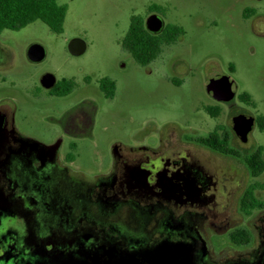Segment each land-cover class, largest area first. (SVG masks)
Here are the masks:
<instances>
[{
  "label": "flooded vegetation",
  "instance_id": "af4514ba",
  "mask_svg": "<svg viewBox=\"0 0 264 264\" xmlns=\"http://www.w3.org/2000/svg\"><path fill=\"white\" fill-rule=\"evenodd\" d=\"M19 30L0 31V264H264V187L254 184L250 212L240 210L246 189L238 200L259 222L256 234L231 217L248 155L232 147V134L247 142L233 131L234 116L218 121L232 99L210 94L208 81L205 109L215 122L204 133L163 136L155 148L114 142L108 166L88 177L75 168L79 147L111 139L93 132L99 81L63 107L54 104L78 81L45 71L24 88L5 42ZM45 73L54 77L49 87ZM57 145L68 146L64 159Z\"/></svg>",
  "mask_w": 264,
  "mask_h": 264
},
{
  "label": "rangeland",
  "instance_id": "374dc122",
  "mask_svg": "<svg viewBox=\"0 0 264 264\" xmlns=\"http://www.w3.org/2000/svg\"><path fill=\"white\" fill-rule=\"evenodd\" d=\"M58 2L67 6L63 31L54 33L36 20L13 34L7 32L10 34L5 42L12 44L7 47V57L17 59L24 88H29L33 80L38 81L45 71L78 81L79 86H75L66 101L54 104L61 107L68 100L78 101L83 94L94 91L102 77L115 82L112 99L104 98L97 91L98 114L93 132L99 138L108 133L111 139L79 147L81 154L75 168L84 175L95 176L102 165L108 166L114 142L155 148L163 136L170 139L172 135L204 133V126L215 122L205 108L212 103L207 83L217 74L229 76L236 85L230 106L223 109L218 121L227 122L238 114L254 118V127L245 144L232 134L233 149L239 152L245 147L249 154L261 146L264 159V129L257 123L258 117H264V0ZM150 5L159 7L152 13L160 16L164 25L180 26L184 34L174 43L163 45L158 56L142 66L122 48L121 41L130 17L139 15L145 22L151 14L148 13ZM244 9H250V17H243ZM73 38L85 44L80 54H72L68 49V42ZM34 43L45 49L44 58L38 62L27 57L29 45ZM84 77L91 79L90 85L80 86ZM243 93L249 95V101L240 98ZM69 151L67 145H57L60 159ZM241 166V184L234 193L231 217L242 221L253 236L259 222L255 217L244 216L238 209V200L249 185L256 183L264 187V169L253 177L243 162ZM260 196L264 198V190Z\"/></svg>",
  "mask_w": 264,
  "mask_h": 264
},
{
  "label": "trees",
  "instance_id": "16d2710c",
  "mask_svg": "<svg viewBox=\"0 0 264 264\" xmlns=\"http://www.w3.org/2000/svg\"><path fill=\"white\" fill-rule=\"evenodd\" d=\"M159 10L157 5H150L148 13ZM67 11L65 4L58 0H0V31L4 29L19 30L36 20L42 21L52 32L61 33ZM245 9V14H249ZM184 34L183 28L174 24H166L159 33H150L144 25V18L139 15H132L128 30L126 31L121 46L130 53L135 62L145 66L153 61L161 52L163 45L174 43L179 36ZM74 85L65 91L73 90ZM99 88L102 92H109L114 95L115 82L109 77H102L99 80ZM240 98L249 101L248 94L243 93ZM258 127L264 129V117L257 118ZM263 149L258 146L246 157L248 169L252 175L260 174L264 169ZM256 185H249L243 198L240 201V210L250 212L257 206V200L253 198L252 190ZM234 237H243L241 231L235 232Z\"/></svg>",
  "mask_w": 264,
  "mask_h": 264
},
{
  "label": "water",
  "instance_id": "95a60500",
  "mask_svg": "<svg viewBox=\"0 0 264 264\" xmlns=\"http://www.w3.org/2000/svg\"><path fill=\"white\" fill-rule=\"evenodd\" d=\"M144 25L150 33L154 34L159 33L164 27L162 18L155 13L148 15ZM84 48L85 44L81 39L73 38L68 42V49L72 54H80ZM27 56L31 61L37 62L44 58L45 51L41 45L34 43L28 47ZM42 81L44 86L49 87L54 83V77L50 73H45ZM235 90L234 81L227 75L217 74L209 79L208 92L223 101L233 99ZM231 127L241 141H246L254 127V118L247 114L236 115L232 118ZM53 149L56 150L57 146H53Z\"/></svg>",
  "mask_w": 264,
  "mask_h": 264
}]
</instances>
